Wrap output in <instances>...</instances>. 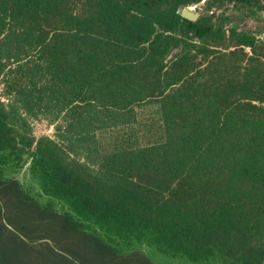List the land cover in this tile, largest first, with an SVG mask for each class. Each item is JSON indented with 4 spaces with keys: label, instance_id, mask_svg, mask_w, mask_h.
Returning <instances> with one entry per match:
<instances>
[{
    "label": "trees",
    "instance_id": "1",
    "mask_svg": "<svg viewBox=\"0 0 264 264\" xmlns=\"http://www.w3.org/2000/svg\"><path fill=\"white\" fill-rule=\"evenodd\" d=\"M262 18L264 0H0V264H155L139 245L264 264V38L243 27Z\"/></svg>",
    "mask_w": 264,
    "mask_h": 264
},
{
    "label": "rangeland",
    "instance_id": "2",
    "mask_svg": "<svg viewBox=\"0 0 264 264\" xmlns=\"http://www.w3.org/2000/svg\"><path fill=\"white\" fill-rule=\"evenodd\" d=\"M202 4L197 5V6H192L190 7L191 10L195 13H202L201 9ZM244 29L252 30L254 29L255 31L260 32V36L264 38V19H260L258 21H248L246 24L243 25ZM4 87L2 82L0 81V97L4 98ZM157 111V107H152L149 110H146L144 113L145 116L148 115H155ZM43 118L39 120H34L33 121V128L35 131V134L37 137H42V136H55V128L51 126L49 122L42 121ZM45 120V119H44ZM136 249L141 250L153 263L155 264H198V263H193L189 262L186 259L179 258V257H174L170 254H166L162 251H160L157 247L154 246H147V245H139L136 247Z\"/></svg>",
    "mask_w": 264,
    "mask_h": 264
},
{
    "label": "water",
    "instance_id": "3",
    "mask_svg": "<svg viewBox=\"0 0 264 264\" xmlns=\"http://www.w3.org/2000/svg\"><path fill=\"white\" fill-rule=\"evenodd\" d=\"M181 15L190 21H196L199 18V14L193 12L191 8L182 9Z\"/></svg>",
    "mask_w": 264,
    "mask_h": 264
}]
</instances>
